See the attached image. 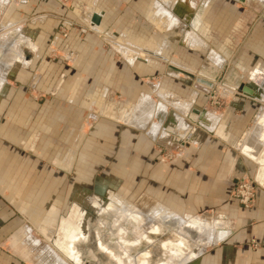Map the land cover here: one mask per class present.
I'll return each instance as SVG.
<instances>
[{
  "label": "crops",
  "instance_id": "crops-1",
  "mask_svg": "<svg viewBox=\"0 0 264 264\" xmlns=\"http://www.w3.org/2000/svg\"><path fill=\"white\" fill-rule=\"evenodd\" d=\"M215 1L186 0L185 6L177 7L178 14L174 15L177 24L169 31H160L155 28L149 16L150 8L154 3L159 7L168 8L165 3L169 4L170 1L165 0L32 1L18 11L9 8L8 5L6 11L0 16V22L4 24L3 28L17 26L20 29L19 33L25 41L22 45L32 51L35 61L44 69L41 75L31 76V83L34 80L37 83L39 79H43L44 74L47 80L53 75L54 70L58 71L59 81L62 82L61 78L68 77L69 73L57 66H66L68 62L73 67L79 66L82 69L81 72L85 74L84 78H80L84 86L92 78L91 91L84 99L82 106L89 110L90 118L104 117L112 125L118 127L116 125L118 124L123 128L121 131L123 138L135 135L146 149L154 144L176 149L184 147L183 152L173 162L168 165H158L156 175L153 176L157 181L158 200H161L160 203L163 204L156 209L160 213L158 214L160 218H147L148 221L145 220L146 223L143 221L140 226L137 224L138 220L125 222L127 229L135 228L136 236L132 230L129 233L131 239L136 240L135 244L138 242L137 239L144 238L148 241L145 236L147 232L159 233L166 223L180 228L175 231L178 239L161 243L162 255H158L155 264H163L169 256L177 257L179 253L176 247L178 248L180 244H184L185 260L183 262L203 257L204 264H264V36L260 30L252 34L254 38L251 40L256 43L250 44L245 50L256 53L262 59L255 63H237L236 67L240 74L236 76L235 83L226 84L229 93H226L227 96L223 92L227 99V104L223 108L206 107L205 102L197 101L196 92L188 96L186 90H180L181 88L175 84H165V80H162L164 77L175 79L182 76L180 73L177 76L169 74L171 70L176 72L184 70L186 75L194 72L192 70L197 69L198 65L204 70L203 73L209 72L208 67L201 65L197 57L192 58V55H186V52L175 53L176 57L169 58L168 54L173 53L169 40L175 35L180 37L179 42L184 49L196 52L209 50L207 55L209 63L211 64L210 61H212L215 66H218L214 68L219 70L226 62H229L223 61L217 50L218 47L208 48L203 39L208 23L211 26L217 25L223 30L227 26L225 21L227 22V18L231 17L230 11L226 8L219 6L214 8ZM234 1L252 9L255 8V4L264 5V0H245L244 3L239 0ZM148 3L151 5L146 16L145 5ZM122 5L125 12L130 10V14L127 13L131 18H133V10L142 15V18L151 25L153 38L150 41L141 42L140 39H133L132 36L137 34L126 28H121L124 32L119 31L116 36L126 40L127 45H131L129 47L132 49L145 48L144 50H150L160 58L138 54L134 58H124L125 63L120 64L118 60L103 55L102 51H95L97 44L94 35L96 33L90 34L87 30L92 31L88 27L90 25L95 29L101 27L88 23L87 16L91 18L92 11H95L101 16L100 23L105 29V22L119 17V9ZM191 20L195 21L190 25ZM72 24L83 25L87 30H77L72 27ZM62 27L67 28L66 33L60 29ZM185 31H190L201 39V43L198 42L200 45L197 44L198 47L186 44L183 39ZM161 33H164L167 39L161 38L159 36ZM141 36L144 38L143 34ZM145 39L147 40L148 37ZM134 43L137 44L134 45ZM164 44L168 48L166 54L159 49L164 47ZM85 50H89L86 57H84ZM219 50L222 49L219 48ZM222 53L225 54L224 51ZM217 55L221 57L220 62L216 60ZM164 58L167 60H163ZM162 60L168 62V65L162 64ZM19 64H21L20 61L16 60L11 65ZM27 66L26 62L24 67ZM212 66V64L209 65V68ZM103 67L105 72L101 70ZM209 74L212 81L218 78L217 74L213 75L211 71ZM154 76H158L155 82L150 79L140 80V77L155 78ZM7 80L4 85L8 86ZM238 83L249 84L253 87V96L258 98L242 94ZM4 85L0 92H5ZM35 87L39 88L37 85ZM76 87L77 84L70 87L71 91L69 88L64 94V90L58 85L51 92L63 93V101L72 103ZM110 94L118 96L120 105L106 101V97ZM42 129L46 131L48 127H42ZM100 131L103 133L105 127ZM10 133H13L14 138L6 137V134L4 138L10 142L21 143L25 148H32L31 140L34 135H31L30 139L22 140L14 131L7 132L8 135ZM69 136L70 134L67 138ZM69 159L65 157L60 160L58 157H53L54 165L60 164L61 168L66 166L63 168L66 169L70 164ZM245 175L250 176L255 183L256 199L250 208L241 207L233 198L238 181ZM0 198V262L26 264V261L23 262L18 254L13 251L12 254L6 249V243L10 242L12 237L13 242L20 238V236L14 237L20 224L14 215L16 209H12L11 204L4 202L5 198L1 193ZM175 211L181 216L175 215L177 214ZM186 227H188L187 230ZM186 236L196 245L191 253L187 251L189 246ZM166 246L174 251L166 253L171 251L166 249ZM77 252L82 251L77 248ZM129 253L130 251L125 252V256H122L116 250L112 257L117 260L122 257L130 258V264H137L134 260L141 257L143 264L150 263L149 248L134 258L130 257ZM117 260L116 264H118Z\"/></svg>",
  "mask_w": 264,
  "mask_h": 264
},
{
  "label": "rangeland",
  "instance_id": "rangeland-1",
  "mask_svg": "<svg viewBox=\"0 0 264 264\" xmlns=\"http://www.w3.org/2000/svg\"><path fill=\"white\" fill-rule=\"evenodd\" d=\"M12 1L8 7L18 11L19 8L28 5L32 1L45 0H27L26 3H24V0ZM124 5L120 7L117 19H110L105 22V29L102 28L101 23L99 24L101 28L98 30L100 32L94 30L91 25L85 24L86 22L84 24L92 31L87 30L83 25L72 24V27L77 30L84 29L90 34L95 32L94 40L97 44L95 45V51H102L103 55L118 60L120 64L125 63L124 58L110 44L111 41L123 43L117 40L118 36L112 38L111 32L114 31L113 28L115 26H120L119 31H122L121 28L130 29L134 34H137L132 36L133 39H140L141 42L150 41L153 38L151 25L144 22L136 10H133V18H131L129 15L130 10L127 11L129 14L125 12ZM150 5L151 3L145 5L147 8L146 16ZM218 6L226 8L231 13V17L227 18V22L225 21L227 26L222 30L217 25L211 26L208 23L203 39L208 48L214 49L218 47L217 50L223 61L228 60L229 62H226L223 68L218 70L214 68V63L210 61L213 66L209 68V65L211 66L207 59L209 50L196 52L195 50L184 49L179 42L180 37L175 35L174 38L169 40L173 47V53L168 54L169 58L172 56L176 57L175 53L186 52V55L191 54L192 58L197 57L201 65L208 67L209 72L203 73L204 70L199 68L200 66L198 65L197 69L192 70L194 72H192L190 77L181 72L182 76L180 75L178 78L167 79V77H164L162 80H165V84H175L181 88L180 90H186L188 96L196 92L197 101L205 102L204 105L206 107L220 109L227 104V99L222 93H229L227 85H230L231 82L235 83L236 76L240 74L239 69L236 67L237 63H255L262 59L256 53L247 51L245 48L250 44L256 43L251 39L254 38L252 34L257 32V30H260V33L264 36V5L255 4V8L252 9L246 5L236 3L234 0H216L214 8ZM6 7H4L5 10L3 9L0 16L6 11ZM139 7L142 8L140 4ZM92 13L94 14L95 11H92ZM90 19L87 16L86 20L88 23L91 22ZM254 21L256 22L254 23ZM141 27H144L145 30H142ZM60 29L63 33L67 32L65 27ZM149 30L150 32H148ZM142 34L144 38L148 37V39L144 40L141 36ZM159 36L167 39L164 33L159 34ZM141 42L138 43V47ZM219 48L222 50H219ZM20 51L28 66H20L22 64L18 66L12 65L5 79H8V86L3 83L6 89L4 93H0V193L5 198L4 202L6 204L8 202L12 205L11 207L8 204L12 209H16V211L14 210V215L20 224L18 231L14 234L15 236L13 235L14 237L20 236V238L15 239L13 242L14 238L12 237L11 241L6 243L7 251L11 253L13 251L18 254L23 259V262L25 260V263L28 264V258H31L35 251H32L31 245L27 243V240L30 242V240L37 239L40 245L48 247L52 252L64 257L69 264H73L65 257V253L61 252L57 245L49 240L48 231L45 232L46 235L41 232L39 227L35 226L30 218L28 219V214L30 211H35L39 214L41 213L45 219L47 212L53 209L52 214L55 219L51 223L59 224L56 221V217L66 215L67 209L72 204L70 207L73 212H70L69 216L71 214L72 217L70 218L74 221L64 219L62 223L73 226V224L78 223L79 219V217H75V214L79 213L80 216L82 213L79 204L75 202L76 197H80L82 198L81 201L90 205V207H85L89 210V213L87 210L84 211L88 213L89 218L85 223L86 225L89 224L92 229H90L89 234L80 235L83 231L81 230L82 227H80L81 224L78 223L76 227L69 228L72 232L78 231L68 236V242L71 243V246L76 243V249L78 248L82 252L84 250L83 253L78 252V254L75 251L73 252L75 257L79 259L77 264H116V259L112 257V253L111 256L106 254L103 247L98 246V243H104L113 249L115 247L118 249L120 244H124L126 245V252L130 251L129 255L133 258L144 253L149 248L151 250L149 264H155L158 255H162L161 243L178 239L179 237H177L175 231L180 229L179 227L166 223V226L162 227L161 232H147L145 236L148 241L144 240V238L137 239L138 242L136 244L134 243L136 240L131 239L130 234H127L124 237L127 242L124 241L123 243L122 240L115 239L116 236L112 233L116 229L115 225H113V217L107 220L103 213L108 212L109 214L110 210L123 208L126 205L128 207H137L139 210L136 211L137 214L149 215L151 219L160 218L158 216L160 213L156 212V209L163 204L160 203L162 202L161 200H158L156 194L157 181L153 176L156 175L158 165L163 166L173 162L183 152L184 147H179L178 150L154 144L146 149V146L142 145L141 140L135 135L128 136L126 139L123 138L121 133L123 128L121 126L118 124H116L118 127L112 125L104 117L90 118L91 113L89 110L82 107L84 99L87 98L91 91L92 78L84 86V82L80 81V78H84L85 75L81 72V67H73L68 62L66 66H57L69 73L68 77L61 78L62 82L59 81L60 75L58 76V71L54 70L53 75L47 80L44 74L43 79H39L37 83L36 80L31 83V76L42 73L44 69L40 64H37L35 56L29 48L21 45ZM88 51L85 50L84 57L87 56ZM223 51L225 54L222 53ZM161 63L165 66L168 65V62L163 60ZM0 67L6 66L0 65ZM98 70L97 68L96 71L98 72ZM101 70L103 72L106 71L104 67ZM210 71L214 73L213 75L217 74L218 78L215 81L210 80ZM154 77H140V80L150 79L155 82V79L158 80V76ZM75 84H77V87L72 97V103L64 102V94ZM35 85L39 88H36ZM58 85L59 88L64 90V94L51 92ZM239 85L241 88L245 84L241 83ZM106 101L120 105V99L116 94L107 96ZM81 111L82 113H80ZM78 115L79 118L76 120ZM110 121L113 122V120ZM46 126L48 130L44 131L42 127ZM104 127V132L106 133L100 131ZM9 131H14L22 140L30 139V136L34 135L31 140L32 148H25L21 143L10 142L5 139V134L6 137H13V133L7 134ZM68 134L70 136L67 138ZM53 157H58L60 160L69 157L70 164L66 169H63L66 166L61 168L60 164H58L59 167L55 166ZM108 200L109 204L107 202V204L103 203ZM102 204L106 205V209L100 211ZM122 210L124 213L128 212L124 208ZM98 211L101 213H98ZM112 214L114 213H110V215ZM175 215H178V212ZM109 223L113 225L111 226L113 230H108L107 224ZM97 226L105 232L98 234L99 237H97V230H94ZM89 227H85V229L88 230ZM28 228L30 230V238H27ZM187 229L188 227H186ZM68 233L70 234V232ZM187 236L186 242L189 246L187 251L191 253L196 245L192 240L187 239ZM23 244L25 245L23 246ZM8 245L9 247L7 248ZM121 252L119 253L123 256L124 252ZM182 264H204V258L197 257L193 260H186Z\"/></svg>",
  "mask_w": 264,
  "mask_h": 264
},
{
  "label": "bare ground",
  "instance_id": "bare-ground-1",
  "mask_svg": "<svg viewBox=\"0 0 264 264\" xmlns=\"http://www.w3.org/2000/svg\"><path fill=\"white\" fill-rule=\"evenodd\" d=\"M165 1L166 2L170 1L169 4L165 3L168 6V8H166L164 6L159 7V6H157V4L154 3L153 7L150 8V12H149V16H150V18H151V20L153 22V25L155 26V28H157L160 31H169L170 29H172L174 27L175 24H177V20L174 17V15L178 14L177 13L178 12L177 7L178 6H185V3H186V0H165ZM11 2H13V1L12 0H0V13L3 11V9L5 10L4 7L10 5ZM186 9H188V7ZM188 12L189 11H187V13ZM2 25H3V23L0 22V65H2V66L5 65L6 67H0V91H1V87L3 86V83L6 81L5 80L6 79V74L9 71V68L12 66L11 64H13L14 61L19 60L22 65L26 66V62L22 61V53L20 51L21 45L25 42L23 36L19 33L20 29L18 27H11V28L10 27H8V28L5 27L6 28L5 29V28L2 27ZM93 29L96 30L97 32H100L98 29H95V28H93ZM189 32L185 31L183 39L185 40L186 44L187 43L189 44V46L198 47L197 44L200 45L201 39H199L197 36H195V34H193L191 32L189 33ZM118 40L122 41L123 43H118L116 41H114V42L111 41L110 44L113 46L114 50L118 51L122 55L123 58H127V59L128 58H134V56L138 55V54L147 55V56H151V57H154V58H160V56H156V54L153 53L150 50H147V49L144 50L145 48L143 50H142V48H137V49L134 50L131 47H129L131 45H127L128 42L126 40H123L121 38H118ZM198 42H200V43H198ZM159 49H161V52H163L164 54H166V51L168 52V48H167V46L165 44H164V47L162 46ZM220 59H221V57L219 55H217L216 56V60L218 62H220ZM163 60H167V59L164 58ZM174 65H176V64H174ZM176 66L179 67V65H176ZM178 71L179 72L171 70V71H169V74H172V75H175V76H177L181 72H184V74H185L184 70H182V71L178 70ZM191 73L186 74V75L189 76ZM70 91H71V88H70ZM226 95L228 96V94H226ZM70 96H71V94L68 95V98ZM81 199L82 198H80V197H76V199H75V202H77L79 204L80 208L82 209L81 215L79 216V213H77V214H75V217H77V218L79 217L78 223L81 224L80 227H82V228L84 227V229L81 228V230H83V231L81 233L80 232H78V233H80V235H83V234L86 235V234H89L90 233V229H92L91 226L89 227V224L86 225V223H85L89 219L88 218L89 210H87L85 207L86 206L90 207V205H88L87 202L81 201ZM106 202L108 203L109 200L105 201L103 203H106ZM70 206L67 209L66 215H64V216H60L59 215L58 217H56V221L59 224H52L51 223V221H53V219H55L54 215L52 214L53 209H50L47 212V216L45 217V219L43 218L41 213L39 214L38 212H35V211L31 212L30 211L29 214H28V216H29L28 219L30 218L32 223L35 226H38L39 230L41 232H43L45 235H46L45 232L48 231L49 240L54 242L61 252L65 253V257L68 258V260H70L71 263H73V264L76 263L77 264V262L79 261V259L77 257H75V253H78L77 249L75 247L77 244L73 243L72 246H71V243L68 242L69 241L68 236L73 234V233H75L76 231H78V230H76L75 232H72V230L69 229L70 227H76L78 225V223H75V225L73 224V226L72 225H67L65 223H62V221L64 219L65 220L66 219L72 220L70 218V217H72L71 214L69 216V213L73 212L71 210L72 208ZM123 208L126 209L128 212L124 213L123 210H122ZM123 208H119V209L118 208H114V210H112V211L110 210L109 214L107 212V213H103V215L107 218V220H109L110 217H113V219H114V223L113 224L115 225L116 229L113 230L111 228L112 224L109 223V224H107L108 225V230H113L112 233H113L114 236H117V240H122L123 243H124V241H125L124 237L127 234L131 233V230L133 231V234H134V230H135L134 227L127 229L126 225H125V222L130 221V220H138L137 224H138V226H140L143 221L145 222V220H146V222H147L148 221L147 218L150 219L149 217H151V216H149V215L144 216L142 214H137V212H136L138 210L137 207H128V206L125 205ZM104 209H106V205L102 204L101 208H100V211H102ZM84 210H87L88 213H86ZM100 211H98V213H101ZM156 212H158V211H156ZM110 213H114V214L110 215ZM152 217H154V216H152ZM72 221H74V220H72ZM85 227H89V229L87 228L88 230H86ZM94 230H97V232H98L97 233V237H99V235L101 233H105L104 231L99 229L98 226ZM68 232H70V234ZM78 233H76V234H78ZM27 234H28L27 238H30V230H29V228H28ZM27 243H30L32 251L33 250L35 251V254L33 256H31V258H28V262L30 264H69L65 260V258L62 257L60 254L58 255L55 252H52L48 247L40 245V243H39V241L37 239H33L32 241L30 240V242H28V240H27ZM24 245L25 244H23V246ZM98 246L99 247L102 246L103 250L105 251V253L108 254L109 256H111V253L114 254V252L116 250L119 251V252H121L122 250H125V251H122L124 253L127 251L126 245H124V244H120V247H118V249H117V247L113 249V248L105 245L104 243H102V244L98 243ZM166 249H170L171 250V251H167L166 253H170V252L172 253L174 251V250L172 251V248L168 247V246H166ZM176 250L179 253L177 255V257L169 256L168 258H166V260H165V262L163 264H178V263L181 264L185 260V257H184L185 254H184V251H183L184 250V244L178 245V248L176 247ZM74 251H75V253H73ZM86 258H88V257H86ZM134 261H136L137 264H143V262H141V257H138ZM117 262H119L118 264H130L129 258H125V257H122V259H118Z\"/></svg>",
  "mask_w": 264,
  "mask_h": 264
},
{
  "label": "built area",
  "instance_id": "built-area-1",
  "mask_svg": "<svg viewBox=\"0 0 264 264\" xmlns=\"http://www.w3.org/2000/svg\"><path fill=\"white\" fill-rule=\"evenodd\" d=\"M26 2L27 0H24V3ZM233 197L243 208L252 207L256 199L254 180L250 176H243L236 185Z\"/></svg>",
  "mask_w": 264,
  "mask_h": 264
},
{
  "label": "water",
  "instance_id": "water-1",
  "mask_svg": "<svg viewBox=\"0 0 264 264\" xmlns=\"http://www.w3.org/2000/svg\"><path fill=\"white\" fill-rule=\"evenodd\" d=\"M241 3H244L245 0H239ZM91 23L94 24V25H99L100 22H101V16L94 13L92 16H91V19H90ZM242 94L246 95V96H249L251 98H258L257 96H253V87H251L249 84L247 85H243L241 88H240ZM115 239H117V236L115 237Z\"/></svg>",
  "mask_w": 264,
  "mask_h": 264
},
{
  "label": "flooded vegetation",
  "instance_id": "flooded-vegetation-1",
  "mask_svg": "<svg viewBox=\"0 0 264 264\" xmlns=\"http://www.w3.org/2000/svg\"><path fill=\"white\" fill-rule=\"evenodd\" d=\"M215 2H216V1H215ZM199 13H200V12H199ZM139 16H140V18H142V15H141L140 13H139ZM142 19H143L144 22H146V21L144 20V18H142ZM194 21H195V20H191V21H190V25L193 24ZM144 22H143V23H144ZM146 23H147V22H146ZM118 28H120V26H118V27L115 26V27L113 28L114 31L111 32L112 38H113L114 36L118 35V33H119V29H118ZM141 29H142V30H145L144 27H141ZM191 75H192V74H191ZM93 216H94V214H93Z\"/></svg>",
  "mask_w": 264,
  "mask_h": 264
}]
</instances>
